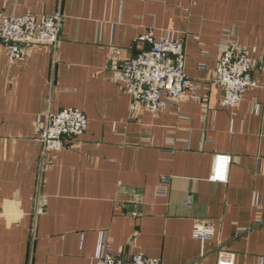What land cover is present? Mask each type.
Listing matches in <instances>:
<instances>
[{
    "label": "crops",
    "instance_id": "crops-1",
    "mask_svg": "<svg viewBox=\"0 0 264 264\" xmlns=\"http://www.w3.org/2000/svg\"><path fill=\"white\" fill-rule=\"evenodd\" d=\"M56 11L55 46L11 63L0 42V264H94L101 239L161 264H216L219 248L264 264V0H0V16ZM148 30L184 43L201 100L132 111L109 64ZM223 39L246 48L258 82L232 108L212 81ZM67 107L87 127L44 156V114ZM218 153L232 157L224 183L209 178ZM196 222L212 239L192 236Z\"/></svg>",
    "mask_w": 264,
    "mask_h": 264
},
{
    "label": "built area",
    "instance_id": "built-area-1",
    "mask_svg": "<svg viewBox=\"0 0 264 264\" xmlns=\"http://www.w3.org/2000/svg\"><path fill=\"white\" fill-rule=\"evenodd\" d=\"M64 16L53 14L35 16L2 14L0 16V42L6 46L9 62L22 57L34 45L55 46L59 40ZM137 52L118 64L110 62L111 69L123 80L122 89L132 96V111L138 107L153 114L164 111L169 105L177 106L184 99L201 100V85L185 72L186 48L182 41L168 36L155 37L152 30L137 38ZM212 81L222 88L220 105L232 108L247 89L258 87L254 63L246 48L227 39L218 46V56ZM86 114L73 107L46 112L37 137L43 144V155L55 154L71 140L79 138L87 127ZM230 154H215L210 180L227 182ZM190 205L189 201L184 202ZM43 213L41 208L36 214ZM260 221V220H258ZM213 226L196 222L192 236L202 242L212 239ZM94 264H161L158 258L142 252L113 253L107 241L101 239L94 256ZM216 264H235V254L219 248Z\"/></svg>",
    "mask_w": 264,
    "mask_h": 264
}]
</instances>
